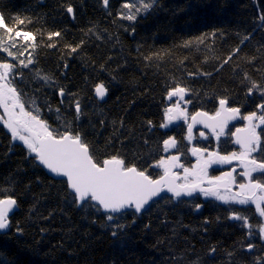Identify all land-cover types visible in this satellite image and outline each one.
I'll return each instance as SVG.
<instances>
[{
    "label": "trees",
    "instance_id": "trees-1",
    "mask_svg": "<svg viewBox=\"0 0 264 264\" xmlns=\"http://www.w3.org/2000/svg\"><path fill=\"white\" fill-rule=\"evenodd\" d=\"M124 3L139 6V0H109L107 7L103 0H0L5 25L13 28H0V37L16 56L0 51V62L8 56L16 65L21 78H12L13 86L50 130L80 133L98 163L118 156L155 178L172 135L161 127L176 101L167 96L177 85L188 89L190 115L213 114L221 98L243 115L264 104V0H156L135 20L121 18L128 14ZM17 31L34 34L35 50ZM53 32L61 35L50 40ZM29 58L33 64L21 67ZM99 83L107 88L103 99L95 94ZM253 83L258 87L249 98ZM177 140L181 151L184 141ZM34 160L0 122V199L12 197L18 208L0 235V264H264L259 223L243 233L218 205L208 202L196 215L197 203L167 197L140 216L108 220L91 202L78 207L66 184Z\"/></svg>",
    "mask_w": 264,
    "mask_h": 264
},
{
    "label": "snow or ice",
    "instance_id": "snow-or-ice-1",
    "mask_svg": "<svg viewBox=\"0 0 264 264\" xmlns=\"http://www.w3.org/2000/svg\"><path fill=\"white\" fill-rule=\"evenodd\" d=\"M103 3L107 7L109 0H103ZM155 4L156 0H139V6L135 3H124L122 7L128 9V14L121 13V18L135 20L138 14L147 12ZM67 11L68 13H72L73 8L69 6ZM261 19L264 20V17H261ZM24 22V20L16 18L17 24H23ZM0 28H4L7 33L13 32V28L6 27L2 14H0ZM21 35H23L25 40L33 41L31 47L35 50L37 45L34 34L31 32H16V37ZM60 35L59 32L50 33L49 39L51 40L53 36L58 37ZM196 39L200 43L203 42V37ZM244 39L246 40L247 37H244ZM8 40L12 41L13 38L9 36ZM191 42L186 41L185 46ZM241 43H243V40ZM15 46L13 42L12 47ZM54 46L53 44L48 45V47ZM78 47L79 45L71 47V51L76 52ZM0 51L6 52L8 56L16 59L13 52L4 46L3 37H0ZM235 51H238V49ZM231 58L232 56L229 55L224 63H228ZM146 59H151V57H146ZM19 64L21 67L27 68L33 64V59L29 58L27 63L20 60ZM15 67L16 65L12 63L6 61L0 62V108L4 110V116H0V121L11 132L12 139L21 140L28 152L35 154V158L40 164L52 173L67 178V186L75 194L73 198L75 203L79 204L81 201L87 203L88 200H91L108 213H118L125 208L134 206L135 212L139 213L149 200L158 195L164 188L171 192L174 197L182 195L190 196L193 192L199 190L204 196H214L225 203L231 201L241 205L254 204L256 212L262 218V222L258 225V233L260 238L264 239V179L256 180L252 177V173L254 172L264 174V161H258L255 157H252V153L257 151L258 147L264 151V145L260 144V136L256 133V125L254 123L255 120H259L261 124H264V115L257 116L256 112H252L242 117L248 121V124L244 129H237V133H244L243 136L237 135L236 139V143L240 144L242 149L239 155L232 153L230 156H219L215 153H209L208 159L202 161L201 157L204 150L193 148L192 154L198 156V162L197 165L193 166V169L184 168L185 183L178 184L177 180L179 177L172 172V168L181 167L178 163V156H171L166 160L161 159L158 161L156 166L163 168L164 174L159 179H152L149 175H146V170H139L135 165L128 166L118 156L104 159L102 164L98 163L90 151L89 144L82 139L80 133L71 134L69 131H66L58 135L55 130H50L47 123L40 118L38 109L36 110V114L26 110L21 93L13 86V81L9 79ZM206 75H211V73H206ZM38 77L45 81L50 79L47 75H39V71ZM257 87L258 85L253 83L252 87L249 88V94ZM187 91L188 89L185 87L177 85L168 92V98L179 96L183 99ZM60 94L61 96L64 95L63 89L60 90ZM95 94L99 98L105 97L107 88L103 83L95 86ZM219 105L220 109L214 116H207V113H197V116H207L209 122H205V127L210 128L214 133L217 127L220 128V133L217 135L223 133L227 120L235 118L240 111L239 108L226 107V98H221ZM257 107L264 109V104L257 105ZM17 109L19 110L18 112L16 111ZM76 112L77 114L80 113L78 102L76 104ZM177 115H185L180 109L179 103L165 109L167 121L171 122L177 118ZM4 117H7V119H4ZM193 120H196L195 116ZM149 123L151 122L149 121ZM164 126L166 125H161V127ZM191 127L189 125V132H191ZM25 132L28 134L24 135L23 133ZM190 139L191 136H189ZM175 146L176 140L174 138L164 141L165 151ZM233 159L241 161L244 167L242 175L248 179L247 184L239 185L240 192L232 196L220 194L221 187H224L226 191H230L229 185L234 182L231 172L225 173L220 177L209 178L207 179L209 187H201V184L205 182V178L207 177L208 165L212 163H230ZM189 177L193 179L189 180ZM16 204L17 201L12 197L6 196L0 199V231L10 227L9 214ZM229 218L243 221L244 227H252L248 222V218L238 214L235 210H233V214ZM107 219L113 220L114 217L108 215ZM21 231L22 229L17 227V232ZM113 235L115 236L116 233L113 232ZM253 247L252 244L248 245L249 250ZM213 251L215 250L213 249Z\"/></svg>",
    "mask_w": 264,
    "mask_h": 264
},
{
    "label": "flooded vegetation",
    "instance_id": "flooded-vegetation-1",
    "mask_svg": "<svg viewBox=\"0 0 264 264\" xmlns=\"http://www.w3.org/2000/svg\"><path fill=\"white\" fill-rule=\"evenodd\" d=\"M261 105V104H259ZM175 106V105H174ZM186 115H187V120L185 121V115L182 116V120L179 123H173V127L178 126L179 128V133L175 134V130L172 132L173 134L171 135V138H174L176 140V146L170 150V151H165V156L167 158L171 156H178L179 161L178 163L181 165L179 168H172V172L177 174L179 179L177 180L178 184H183L185 183L184 181V168L188 169H193L194 165H197L198 162V156H194L192 154V149L197 148V149H202L203 151V156L201 157V160H207L208 159V154L209 153H215L218 154L219 156H230L232 153H236L239 155V153L242 151L239 148H237L232 139V135L234 132L239 129V128H245L247 126L246 120H244L242 117L247 116L249 112L252 109L248 110V113H245L244 115L242 114L241 111H239L240 114V121L237 122L234 126L227 127L222 134L217 135V137L210 135L209 133L196 129L192 131L191 134L188 133L187 127H188V122L190 120L191 115L187 112L186 106L184 107ZM258 113L257 116L264 115V109L258 108ZM217 110L213 114H207L208 116H214L216 114ZM256 125V133L257 135L260 136V144L264 145V124H261L259 120L254 121ZM203 133V135H201ZM189 136H191V139L189 140ZM178 137H181V139L184 141L185 148H181V151H178L179 147V142L177 140ZM232 142L233 147L229 146V142ZM190 141H192L190 143ZM165 148V147H164ZM252 157H255L258 161H264V151H262L259 147L257 148V151L252 153ZM232 163L225 164L223 165L222 163H212L208 165L207 167V177L205 178V182L201 184V187L208 188L209 185L207 183V179L209 178H214V177H220L223 176L225 173L231 172L232 176L234 177V182L230 183V191H226L224 187L220 188V194L221 195H234L235 193H238L241 191L239 185L240 184H247L248 179L242 175L244 172V167L241 164V161L238 159H233L231 160ZM157 171L160 172V175L152 178V179H158L160 176L164 174V170H160V168L157 169ZM252 177L256 180H261L264 179V174L260 172H254L252 173ZM192 177H189V180H192ZM195 197L189 199L193 203H197L199 207H201L200 211L197 212V209L199 207L196 206L195 214H201L205 206L207 207L208 202H214L216 205L221 204L217 202V199L214 196H204L201 192L196 193ZM176 201V200H174ZM233 206V210H246V212H239L236 211L238 214L244 215L246 213V216L248 218L249 223H261L262 218L259 216V214L256 212L255 205L252 203L246 204V205H241L235 202H231ZM229 220V219H228ZM233 223L238 224V225H243V221L240 220H231ZM207 223V222H206ZM219 223V221L217 222ZM208 224V223H207Z\"/></svg>",
    "mask_w": 264,
    "mask_h": 264
},
{
    "label": "water",
    "instance_id": "water-1",
    "mask_svg": "<svg viewBox=\"0 0 264 264\" xmlns=\"http://www.w3.org/2000/svg\"><path fill=\"white\" fill-rule=\"evenodd\" d=\"M67 14L70 16V19L73 20V12H72V13H68V11H67ZM251 96H252V94H248V97H249V98H251ZM96 97H97V96H96ZM185 97H186V93L184 94V97H183V98H185ZM58 98H59V101H62L63 96H61V94L59 93V94H58ZM97 98H98V99H103L104 97H103V98H99V97H97ZM173 99H179V100H182L179 96H173V97H171V98H168V96H167V100L170 101V100H173ZM226 107H227V105H226ZM219 109H220V105L218 104V110H219ZM197 113H205V112L198 111V112L194 113V114L191 116V118H190V120H189V122H188V127H187V131H188V133L191 134L192 131H194V130H196V129H200V130H203V131L209 133L210 135H213V136L217 137V134L220 133V128L217 127V128H216V132L214 133L210 128L205 127V122H209V121L207 120V116H208V115H207V116H197ZM194 116L196 117V120H195V121L193 120V117H194ZM181 120H182V116L177 115V118H176V119H173L171 122H169V121H168V122L171 123V124H173V123H179ZM201 121H204V122H201ZM239 121H240V114L238 113V114L235 116V118H233V119H228V120H227L226 124L224 125L223 131H224L227 127L234 126V125L237 124V122H239ZM247 124H248V121H247ZM189 125L192 126V127H191V132H189ZM239 129H244V128H239ZM25 134L27 135L28 133L25 132ZM237 135L243 136L244 133H243V132L237 133V130H236V131L234 132L233 136H232V139H233V143H234V145H235L237 148H239L240 150H242L240 144L236 143ZM173 148H174V147H173ZM173 148L168 149V151L172 150ZM32 156L35 158V154H34V153H32ZM194 156L196 157L197 155H194ZM34 162H35V164H36L39 168H41V170H43V172H44L49 178H51L52 180H55V181H63V182L66 184V187H67L69 193L74 197L75 194H74V193L68 188V186H67V178H66V177H64V176H59V175H56V174L52 173L49 169L45 168L42 164H40L39 161H38L36 158H35ZM230 163H232V161H231ZM222 164L225 165V164H229V163H222ZM158 179H159V178H158ZM198 192H199V190H197L196 192H193L192 195H190V196L182 195V196H180V197H174V196L172 195L171 192L167 191V189L164 188V189H162V190L158 193V195L152 197V198L149 200V202H148V203H147V204L141 209V211H140L139 213H136V212H135V208H134V206L131 207V208H125V209L121 210V212H118V213H108V212H105V210H104L103 208H100L99 205L95 204V202H93V201H91V200H88V202H91L92 204L96 205V206L100 209V211H101L102 214L112 215L113 217L118 216V215H120V214H125V213H128V212H132L134 215H136V216H140V215H142L144 212H146V211L150 208V206H151L152 203L157 202L160 198H162V197H164V196H165V197H168V198H171V199H176V200H189V199L195 197L196 195H198V194H196V193H198ZM76 204H77V203H76ZM83 204H85V202L81 201L79 204H77V206H78V207H81ZM200 209H201V207H199V208L197 209V212H199ZM17 210H18V208H17V206H15V207L13 208V210H12V211L10 212V214H9V218H10V217L14 214V212L17 211ZM7 231H8V229L3 230V231H0V235H3V234H5V233H7ZM245 251H246L247 253H250V252L252 251V249L249 250V249L247 248ZM212 255H213V253L210 254V257H212Z\"/></svg>",
    "mask_w": 264,
    "mask_h": 264
},
{
    "label": "rangeland",
    "instance_id": "rangeland-1",
    "mask_svg": "<svg viewBox=\"0 0 264 264\" xmlns=\"http://www.w3.org/2000/svg\"><path fill=\"white\" fill-rule=\"evenodd\" d=\"M138 5H139V3H138ZM140 14H144V13H140ZM139 15V14H138ZM6 62L7 61H11L10 60V58L7 56L6 57ZM19 77H20V74L19 73H11L10 74V76H9V79L10 80H12V78L14 79V81L16 80V79H18L19 80ZM21 78V77H20ZM177 103H179V106H180V109L185 113V121L187 120V115H186V112H185V109H184V107L186 106V109L188 108V104L186 103V101H185V98L183 99V100H176V101H174L172 104L173 105H176ZM17 112L19 111L18 109L16 110ZM0 116H4V110H3V108H0ZM4 119H7V117H4ZM2 124H3V122L2 121H0ZM4 125V124H3ZM164 125H166V126H164V127H162L164 130H166V131H169L170 133H172L174 130H176L177 129V127L178 126H175V127H173V124H171V123H169L167 120H166V118H165V122H164ZM179 128V127H178ZM7 129V128H6ZM8 130V129H7ZM9 131V130H8ZM9 133L11 134V132L9 131ZM24 134V133H23ZM173 134V133H172ZM175 134H177V131H175ZM24 135H26V134H24ZM16 142H19V143H21L23 146H25L24 144H23V142L21 141V140H19V139H17V140H15ZM192 141H190V143H191ZM163 159H168L167 157L166 158H163ZM158 168H160V170L162 169V170H164L163 168H161V167H158ZM228 196H230V195H228ZM217 202H219L220 204H221V206L220 205H218V206H220V211H223L224 213H225V216H226V220H228V222H230V223H232V219H230L229 217L232 215L231 213L233 212V206L231 205V204H233V203H231V201L229 202V203H225L224 201H221V200H218L217 199ZM211 203L213 204V206H216V203H214V202H212L211 201ZM235 211H239V212H246V210H235ZM195 213V212H194ZM246 214V213H245ZM237 227V226H236ZM238 228V227H237ZM243 228V227H242ZM238 229H240V228H238ZM240 230H242V232H243V230L246 232H249V230H250V228L248 227V229L246 228V227H244L243 229H240ZM244 233V232H243ZM243 233H241V234H243ZM257 235L259 236V233H257ZM260 237V236H259ZM261 239V238H260ZM261 241L262 242H264V239H261ZM248 245L249 244H247L246 243V245H245V248H244V250H246L247 248H248ZM254 248V247H253ZM253 248H252V251L250 252V253H252L253 252Z\"/></svg>",
    "mask_w": 264,
    "mask_h": 264
}]
</instances>
